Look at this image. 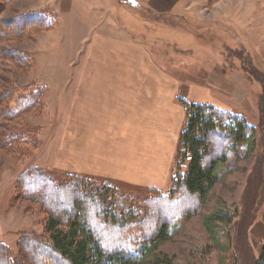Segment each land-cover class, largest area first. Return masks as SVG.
I'll use <instances>...</instances> for the list:
<instances>
[{
  "label": "rangeland",
  "instance_id": "obj_1",
  "mask_svg": "<svg viewBox=\"0 0 264 264\" xmlns=\"http://www.w3.org/2000/svg\"><path fill=\"white\" fill-rule=\"evenodd\" d=\"M39 10L58 16L53 30L2 44L31 59L23 71L0 64V94L11 91L8 108L18 112L3 118L0 106V244L8 259L25 264L19 242L26 235L47 239L49 215L19 186L30 169L59 185L75 179L108 187L129 201L136 222L151 189L179 195L177 152L187 125L180 99L204 98L210 79V103L253 126V144L228 159L203 203L191 199L195 213L173 227L156 252L165 261L160 264H254L264 246V0H12L0 17ZM97 35L103 39L93 46ZM105 38L122 50L143 47L151 69L177 84L175 93L162 88V107L151 115L144 105L151 99L139 90L148 84V67L141 69L139 58L125 52H113L124 62L111 68L128 80L129 93L113 97L129 94V113L84 102L75 107L80 87H92L95 105L111 96L98 83L77 79L97 69L90 64L105 56ZM219 83L227 90L217 89ZM33 90L37 104L22 110L20 98ZM102 112L114 114L105 119ZM8 139L11 144H4Z\"/></svg>",
  "mask_w": 264,
  "mask_h": 264
},
{
  "label": "trees",
  "instance_id": "obj_2",
  "mask_svg": "<svg viewBox=\"0 0 264 264\" xmlns=\"http://www.w3.org/2000/svg\"><path fill=\"white\" fill-rule=\"evenodd\" d=\"M11 1L0 0V15ZM57 17L43 10L10 19L0 17V64L7 62L19 71L27 69L31 59L22 51L5 49L2 44L9 40L29 39L39 31L53 30ZM176 18L173 16V20L176 21ZM12 95L8 89L0 94V106L6 109L1 116L3 118L18 114L8 108ZM38 98V91L33 90L20 98L19 107L22 110L31 108L37 104ZM180 102L187 114V125L180 135L177 152L179 172L175 181L176 190L181 195H173L177 192L168 195L151 189V197L145 202L144 217L138 222L137 211L131 210L129 201L110 192L108 187L80 183L75 179H68L59 185L53 177L38 168L20 175L18 180L23 194L38 203L49 215L45 226L47 239L26 235L19 242L21 253L27 260L25 264L165 262L161 261L156 251L160 244L169 241L173 227L195 213L188 208L191 199L195 197L203 203L217 183L221 168L230 157L239 154L240 147L252 146L254 137L253 126L242 116L213 105L191 103L183 98ZM10 142L8 139L4 144L10 145ZM215 150L219 151L216 153ZM169 214L172 216H166ZM147 219L150 221L149 227ZM95 227L102 228L103 233H99ZM113 240L117 246L113 245ZM4 247L0 244V264H17L8 259ZM254 264H264V246Z\"/></svg>",
  "mask_w": 264,
  "mask_h": 264
},
{
  "label": "crops",
  "instance_id": "obj_3",
  "mask_svg": "<svg viewBox=\"0 0 264 264\" xmlns=\"http://www.w3.org/2000/svg\"><path fill=\"white\" fill-rule=\"evenodd\" d=\"M103 39V38H101ZM100 36L98 37V35L93 39V46L98 45L97 42L101 41ZM105 42V56L102 57L101 61H95L93 60L92 63L90 64V68H97L95 71L91 70L90 71V75H82V76H78L77 79L80 80V82L82 83V78L85 79L84 85L87 84H96L98 83L101 87V90L107 91L111 94L106 96L105 101H103L101 99V103L98 105H95V103H93V93L91 91V86H85V87H80V92L76 94V99H75V107L77 106H82V103H85V106L93 109L94 107H102L105 106L106 109H117V108H121L123 110L126 109V113L128 112V109L130 107V101L132 100V98L130 99V96H122L120 98H115L113 97V95L116 93H120L122 90H125L127 93H129V89L124 86L129 85L128 80H125V77L123 76L124 74H118V72H113L111 66L113 64H116L118 62H120V60H122L123 58L121 57H117V55L114 53H119V52H125L126 54H128V56L130 57H134L137 56L139 58V65L141 69H143V67H148V72L149 74H147L148 78H147V83L146 86H141L139 88L140 92H142V97L143 99H145L144 97H146L148 95L149 101L146 102L145 107H148L150 111V113L148 115H151V112L154 111L156 108H160L162 107V88L163 87H169V89L171 90L172 93H175L174 91L177 90V84L175 83H169L168 79L162 77V75H159L158 72H156L155 70L151 69V65L150 63L147 61V56H146V52L145 49L143 47L139 48V47H130L128 45L122 46V49H118L119 46L117 45V41H115L113 38L110 39H104ZM110 42H112V47L109 46ZM116 44V45H114ZM115 47H117L116 49H114ZM114 52V53H113ZM111 53V54H110ZM112 55V59L109 57V55ZM116 56V58H115ZM136 57V58H137ZM134 59V58H133ZM149 59V58H148ZM98 62V63H96ZM124 62V61H122ZM122 62H120L119 64H121ZM123 66V63L122 65ZM125 67H128L127 64H125ZM105 71H104V70ZM146 69H144V71H147ZM153 70V71H152ZM92 74V75H91ZM96 77V78H95ZM208 79V78H207ZM209 81V82H208ZM208 83V91H207V95L202 98V99H198V98H191L190 95L188 94L186 96V98L183 99H193L195 100V103H199V104H208V105H213L216 107L221 108L218 105L215 104H211V100H209L210 96H211V86L209 83L210 79L207 80ZM104 85H108V86H104ZM216 85L214 84V87ZM94 87V86H93ZM217 89L220 90H227L221 83L217 84ZM119 95V94H118ZM167 97V96H166ZM85 98V99H84ZM84 100V101H83ZM102 115V118L107 119V116H111L112 112H102L100 113ZM124 114V112H122V115ZM129 115V114H128ZM127 116V115H126ZM112 122V119L111 121ZM156 122V121H153ZM113 123H111L110 125H112Z\"/></svg>",
  "mask_w": 264,
  "mask_h": 264
}]
</instances>
